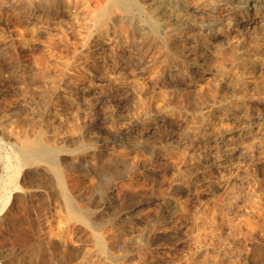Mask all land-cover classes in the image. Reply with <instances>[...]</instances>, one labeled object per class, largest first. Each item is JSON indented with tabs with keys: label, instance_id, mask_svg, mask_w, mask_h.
Segmentation results:
<instances>
[{
	"label": "rangeland",
	"instance_id": "1",
	"mask_svg": "<svg viewBox=\"0 0 264 264\" xmlns=\"http://www.w3.org/2000/svg\"><path fill=\"white\" fill-rule=\"evenodd\" d=\"M20 1L0 0V159L9 157L10 166H16L12 154L16 145L13 139L8 141L11 133L27 138L43 135L44 144L60 160L63 181L67 188L71 187L68 190L72 196L80 204H90L102 222L118 217L113 225L124 237L125 245H141L145 231L139 218L153 211L160 220L163 218V223L173 225L170 232L179 238L184 231L175 232L174 224H180L177 215L185 212L190 216L185 220L191 225L193 235L205 240V244H210L216 252L233 256L226 264H264V134L252 144V156L239 168L226 171L215 181L200 180L193 185L197 173L186 162L194 157V149L193 154L202 152L206 139L204 128L208 126L205 123L221 121L224 128L233 130L239 123L231 115L244 108L264 117L262 18H259L261 25L253 29L257 33L254 42L238 40L231 33L229 42L219 50L202 53L200 42H195L191 52L180 58L171 53L173 48L168 50L161 45L136 43L138 46L134 47L132 37L138 36L137 27L131 28L132 32L125 28L122 31V34L126 31V36L123 35L125 49L133 58H140L143 65H154L155 71L158 70L155 75L151 71L152 74L143 76L139 69L132 71V65L127 68L116 51L105 63L91 58L86 65L85 57L81 55L87 52L86 49L82 51L84 34L96 29L86 28L80 18L78 23L65 20L63 27L68 30L62 40L58 34L55 36V45L38 36L32 37L31 31H28L26 40L21 39L16 27V24H22L20 16L24 7ZM166 1L186 6L192 15L195 7H199L204 20L219 16L235 22L245 15L233 0ZM97 3L98 0H91L90 5L96 8ZM155 3L156 0H145L142 5L152 7ZM159 18V25L170 31L172 22L168 17L160 15ZM8 25L11 37L6 32ZM187 36L210 41L208 35L197 30ZM166 37L174 43L178 40L172 33ZM94 43L91 42L90 46ZM202 60L205 61L203 65L198 62ZM103 65L109 69L105 70ZM121 71L124 72L122 75L119 74ZM96 76L103 78L105 86L91 88L90 93L84 95L83 91L79 94L81 98L67 83L71 77L78 86L88 87L93 85ZM121 76L123 78L119 79ZM245 82L248 84L244 85ZM99 90H102L101 95ZM180 122L186 124V132H180ZM147 124L158 132L145 137L143 132ZM131 129L135 131L130 135L120 136ZM190 138L196 140L192 147L188 145ZM172 165L179 168L168 167ZM23 167L17 182L23 193L10 199L12 203L0 213V264H53L62 257L66 264H90V261L80 263L83 251H86L83 249L88 246L85 248L75 235L55 234L58 217L61 220L64 212L57 206L61 196L50 168L45 164ZM131 167L139 168L137 173L150 178L149 187L128 186L125 176L118 182L117 173L123 174ZM0 173L1 177H6V172ZM189 174L191 182H181L183 184L178 183L179 186L175 183L178 175L186 179ZM169 182L174 185L168 187ZM156 186L165 188L160 187V190ZM178 192L183 194L178 195ZM157 195L163 197L160 202L164 205H160L162 211L160 206L152 210L148 203ZM175 201H188L189 205L180 209L175 207ZM148 223H152V215L148 217ZM237 225H241V232L235 230ZM156 235V240H160L158 238L164 234L157 232ZM242 237L249 244L246 250L238 248L237 242ZM161 244L153 241L152 247ZM76 251L73 259L64 257ZM219 255L215 254L213 258L217 260ZM147 264H166L165 257L158 255Z\"/></svg>",
	"mask_w": 264,
	"mask_h": 264
},
{
	"label": "bare ground",
	"instance_id": "2",
	"mask_svg": "<svg viewBox=\"0 0 264 264\" xmlns=\"http://www.w3.org/2000/svg\"><path fill=\"white\" fill-rule=\"evenodd\" d=\"M144 1L145 0H98L97 6L95 8L91 7V0H21L20 2L22 5H20L24 7V9L22 8V14L20 13L22 24H16V27L20 38L23 40H26V38L28 37L27 34L29 33L28 31H31L32 37L36 38L38 36L37 38L45 39L47 40V42H49V44L55 45V36L58 34L62 40L65 31L68 30V28L67 30H65L66 28H64L66 22L65 20L71 19L75 20L74 23H78L77 19L80 18L87 25L86 28H89L88 26H90L96 29L95 32L88 31L91 30L90 28L87 30L88 32L84 34L85 42L84 47H82V51L86 49L87 52H82L81 55L85 57L86 65H88V60H90L91 58H93V61L102 60L105 63L106 59L110 57L111 53L116 51L119 55L117 57L120 58V60H122V58L124 59V63L126 64L127 68L132 65V68L130 66V69L132 71H137L139 69L140 73L143 74V76L146 74L148 76L151 71H153V74L151 73L152 75L157 74L158 70L155 71L157 68L155 67L154 69V65H143L144 62L142 63L140 58H133L131 53H129L130 51H127L125 49L123 43V35L125 34L126 36V31L122 34L123 29L129 28L130 31H128L132 32L131 28H133L134 26L137 27L139 38H135L138 37L135 34V37H132V39L134 40V47L138 46L139 44H147V46L148 44H156L159 46L161 45L164 49L170 50L171 48H173V50H171V53L174 54L175 57L180 58L183 55H188L189 52H191L193 43L195 42H200V50L202 51V53L208 54L212 51V49L219 50L221 46L229 42L231 33L234 34L235 37L238 38V40L249 39L254 42L253 39L255 34L257 33H254L253 29L256 27V25H261L262 21L260 22L259 18H262V20L264 21V0H233L234 2H236L237 9L245 13V15L242 16L241 19L235 22H231L228 18L226 19L222 16V18H219V16H217L209 20H204L203 16L200 14L199 7H195L193 11L194 14L192 15L190 14L192 12H189L188 8L182 4H172L169 3L171 1L167 2L166 0H156V3L154 5L155 7L149 6V8L142 5V2ZM160 15L168 17V21L172 22V28L170 29V31L165 30L161 25H159ZM194 17H197L198 19H194ZM12 19L13 21H16L14 20V18ZM262 27H264V24H262ZM6 30L5 31L9 33L8 36L11 37L9 25ZM196 30L202 34L208 35V37H210V41H201L196 36L193 38H188L187 34ZM171 33L177 35L178 40L175 41V43L168 40L166 37ZM91 42H95L93 46H90ZM136 43L138 45H136ZM122 54H124L125 56H123ZM198 62H201L202 65L205 63L204 60ZM103 67L105 68V70L109 69L106 65H103ZM23 71H25V69ZM122 73L124 72H119L120 75H122ZM167 76L170 75L168 74ZM70 78L71 77H69V79ZM121 78L123 77H119V79ZM69 79L67 80L68 86L78 97H80L79 94L81 92L84 91L83 95L88 94L90 93L89 90L91 88H94L95 90L96 88L102 87L105 82L103 78L96 76V80H93V85H90L88 87L86 86L88 90L85 91V86H78L75 82ZM123 80H125V78ZM247 84L248 83L245 82L244 85ZM99 94H102V90H99ZM98 96L99 95H97V97ZM231 116H234V121L239 123V125L236 126L233 130H227L226 128H224L225 126H222V124L220 123L221 121H208L210 123H205L208 124V126L204 128L206 139L202 144L203 148L201 146L202 152L195 153V157V154L193 153L196 151L194 149L192 151L193 153L191 152L194 157L192 156L190 159H188L189 161H186L187 163H190L191 168L194 169V171L197 173V181H193V185L197 184V182H201L200 180L215 181L216 179H219L221 176H223L226 171H230V169L232 168H239L240 165L243 164V162L246 161V159L250 155L252 156V153L254 152V146H252V144L256 139L258 140V138L261 137L262 134H264V117H260L259 115L254 114L251 110H245V108L243 111L235 113ZM210 120L212 121V119ZM178 125L180 132H186V124L180 122ZM133 131L135 130L131 129L129 132H124L120 136H126L131 132L133 133ZM156 132H158L156 131V129H151L147 124V127L145 128L143 133L145 137H149ZM42 136L27 138V136L23 137L21 134L16 133H11L8 136V141L13 139V144L16 145V149L14 150L15 153H12L14 155V162L16 163V166H10V159H8L9 157L6 158L5 156H2L6 159H0V162H2V164H0V172H2V174L6 172V177L0 176V190L2 191L0 192V213L4 211L10 203H12L10 199L16 198L19 194L23 193L21 187L17 183L21 167L23 165L24 167H36L38 165L45 164V166L47 165L50 168L57 180L58 192L61 196V201L57 206H59L64 212L61 220L58 217V221L56 222L57 226L55 228V234L61 236L75 235V237H77L84 243L85 248L86 246H88L86 249H83L86 251H83L82 260H80V263L90 261V264H147L158 255H163L165 257L166 264H226L231 261L233 257L231 254L229 255L226 252H216V250L212 246H210V244H205V240H202V238L199 239V237L192 234V227L185 220L190 216L185 212H181L179 215H177L181 225L174 224V226L176 227V229H174L175 232L184 231L181 236L179 235V238L176 237L172 232H170L172 231L170 229L173 228V225L169 226L163 223V221H161L163 219V216H161L162 219L160 220V217L156 214V212L154 214L153 211L151 214H144L139 218L140 222L143 223L142 227L145 231L144 241L141 243V245L135 247H129V245H125L124 237L120 235L119 230L113 225L118 217L113 218L111 221L102 222L98 220V217H96L95 214V210L91 209V206H89L90 204H80L72 196L71 191L68 190L69 187L67 188L64 184L62 170L58 164L59 158L56 157L55 154H53L54 152L50 150L49 146V149L47 148L46 144H44ZM194 143H196V140L190 138L188 145L192 147ZM63 149L64 150H61L65 151V148ZM187 163L186 165L188 166ZM175 166L172 165L168 167L171 169L175 167L177 170V167L179 168V166ZM156 167L158 166H155V168ZM136 170L131 167L124 171V175L117 173L118 182L125 176L129 183L128 186L134 184L136 186H140L141 189L149 187L148 185H150V178L142 176V174L137 173ZM206 170H208V172L210 173L207 174ZM189 173H191V171ZM181 175H178V177L175 178L174 181L176 184L181 182L187 183V181L191 180L190 174L188 175L189 178H186L187 180L184 178V176L182 177ZM220 180L219 182H221ZM169 183L170 186L167 185L168 187L174 185L173 182ZM164 185L166 184L164 183ZM186 185L184 187H186ZM158 187L156 186V188ZM163 187H161L162 190H164L165 188ZM103 189L104 187L101 190L102 192ZM167 190L168 189L166 188V192ZM161 193H163V191ZM179 193L180 192H178V195ZM180 194H183V192ZM161 197L158 196L148 202L151 205L152 210L158 208L160 205H163L162 203H160ZM189 197L191 196L189 195ZM188 201H175L174 205L175 207H179L180 209L185 208L189 205L190 201ZM51 207H49V211H51ZM160 208L162 207L160 206L159 209ZM160 211H162V209H160ZM150 215H152L151 224L148 223V217H150ZM182 221L185 222L184 225L181 223ZM59 224H61L62 226H58ZM235 230L241 232V225H237L235 227ZM214 231L215 230H212V233H214ZM157 232L160 234H164L162 237L158 238L160 240H156ZM184 237L186 238L184 239ZM243 237L242 240H238L239 242H237V244L239 246L238 248L246 250L245 248H247V245L249 247V244H246L247 242ZM153 241H159L162 242V244L157 247H152ZM210 242H212V240ZM211 245L213 244L211 243ZM80 249H82V247ZM247 251L249 252V250ZM79 252L81 251L79 250ZM76 254L77 251L68 253L64 257L73 259ZM215 254H220L219 259L216 260L213 258V255ZM53 264H66V260H64L62 257Z\"/></svg>",
	"mask_w": 264,
	"mask_h": 264
}]
</instances>
